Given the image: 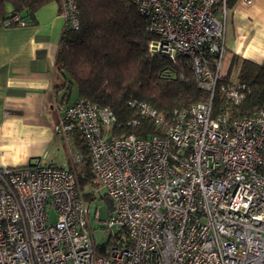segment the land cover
I'll list each match as a JSON object with an SVG mask.
<instances>
[{
    "label": "built area",
    "instance_id": "1",
    "mask_svg": "<svg viewBox=\"0 0 264 264\" xmlns=\"http://www.w3.org/2000/svg\"><path fill=\"white\" fill-rule=\"evenodd\" d=\"M131 1L154 36L150 52L187 57L209 98L171 122L140 103V113L163 128L146 137L112 136L113 110L87 98L63 107L54 131L70 150L73 131L83 136L96 191L113 201L105 219L96 205L95 218L124 230L125 239L96 244L73 169L39 159L0 165V264H264V107L242 118L212 112L226 81V0ZM58 2L64 29L78 28L76 1ZM221 90L239 103L251 88L231 81Z\"/></svg>",
    "mask_w": 264,
    "mask_h": 264
},
{
    "label": "trees",
    "instance_id": "2",
    "mask_svg": "<svg viewBox=\"0 0 264 264\" xmlns=\"http://www.w3.org/2000/svg\"><path fill=\"white\" fill-rule=\"evenodd\" d=\"M53 0H0V26H18L15 14L25 24H36L35 13ZM79 27L64 29L57 56L62 82L56 86L60 103H67L76 90L98 106L110 107L116 117L110 129L112 136L136 134L160 135L163 128L140 113V103L154 108L165 121L171 122L176 112L190 108L209 98L196 80L187 57L172 60L149 50L154 37L147 29V19L131 0H75ZM237 0H226L229 8ZM238 70V78L251 91L239 103L231 102L221 90L231 80L229 73ZM264 107V61L255 62L231 55L228 58L226 81L220 82L212 103L213 116L224 113L231 118L250 116ZM81 150V161L72 168L84 191L100 187L92 168L89 149L78 131H73ZM94 200L95 194L84 192ZM108 203L105 194L100 196ZM126 234L124 230L120 231ZM115 238L121 239L119 235ZM125 241V240H124ZM115 244L114 242H112ZM109 245V244H107Z\"/></svg>",
    "mask_w": 264,
    "mask_h": 264
},
{
    "label": "crops",
    "instance_id": "3",
    "mask_svg": "<svg viewBox=\"0 0 264 264\" xmlns=\"http://www.w3.org/2000/svg\"><path fill=\"white\" fill-rule=\"evenodd\" d=\"M36 24L0 26V165L21 166L41 160L74 168L82 153L72 133V149L54 131L63 107L56 86V63L65 21L58 0L36 13ZM225 65L237 55L264 61V0H237L225 24ZM69 102V101H68Z\"/></svg>",
    "mask_w": 264,
    "mask_h": 264
},
{
    "label": "rangeland",
    "instance_id": "4",
    "mask_svg": "<svg viewBox=\"0 0 264 264\" xmlns=\"http://www.w3.org/2000/svg\"><path fill=\"white\" fill-rule=\"evenodd\" d=\"M223 73L225 75H227L228 73V68L225 65V61H224ZM228 75H229V79L232 82L240 81L238 78V70L236 68H233L232 71ZM76 97H77L76 90L73 89L72 95L69 99V102H67V104H69L70 102H73ZM84 192H88V193L92 192L95 194V197H96L93 201L86 198L87 206L92 208L91 213H90V219H91L93 235H94L96 244L98 246H102V245H107V244L111 245L113 244L112 242L114 243L120 242L121 241L120 239L113 237L116 234L119 235L121 239H125V234L121 233L117 228L110 230L107 227H105V225H103L101 221L95 218L94 210L96 208V205L98 208L97 210H99L101 213V218L105 219L107 217V208H106L107 202H105L104 200L100 198V196L104 194L105 192L103 190L96 191V189H93L91 187H87L84 190ZM49 215H50L51 222H54L56 219V212L53 208L49 210Z\"/></svg>",
    "mask_w": 264,
    "mask_h": 264
},
{
    "label": "water",
    "instance_id": "5",
    "mask_svg": "<svg viewBox=\"0 0 264 264\" xmlns=\"http://www.w3.org/2000/svg\"><path fill=\"white\" fill-rule=\"evenodd\" d=\"M108 206H109L110 210L113 209V201L111 199H108Z\"/></svg>",
    "mask_w": 264,
    "mask_h": 264
}]
</instances>
